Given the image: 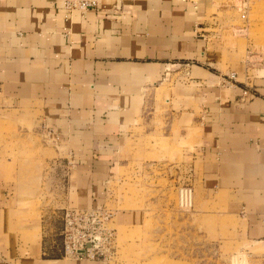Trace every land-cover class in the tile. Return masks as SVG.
I'll return each instance as SVG.
<instances>
[{
	"label": "crops",
	"instance_id": "obj_1",
	"mask_svg": "<svg viewBox=\"0 0 264 264\" xmlns=\"http://www.w3.org/2000/svg\"><path fill=\"white\" fill-rule=\"evenodd\" d=\"M62 1L0 0V109L39 140L30 163L0 167V264H112L64 258L56 213L112 208L122 174L158 166L163 103L196 118L197 212L263 241L264 76L213 34L216 0H98L67 20ZM49 200L57 212L36 203Z\"/></svg>",
	"mask_w": 264,
	"mask_h": 264
},
{
	"label": "rangeland",
	"instance_id": "obj_2",
	"mask_svg": "<svg viewBox=\"0 0 264 264\" xmlns=\"http://www.w3.org/2000/svg\"><path fill=\"white\" fill-rule=\"evenodd\" d=\"M237 2L215 1L210 12L218 25L212 32L219 37L222 48L236 53L246 77L264 76V0H247L245 29L239 35L232 29L241 25L233 8ZM168 80L179 79L167 75ZM12 113L0 109V167L6 176L14 163H30L39 149V140L31 135L28 121L21 115L12 117ZM159 113L160 133L169 136H162L158 166L141 161L128 169L124 179L120 173L119 182L113 185L114 207L107 205L101 213L79 216L69 211L71 223L64 229L62 211L57 212L50 200L36 202L47 211L57 212L54 224L59 227L55 237L59 252L62 254L61 232L66 230L73 237L81 229L92 232L96 255L112 264H264V240L235 239L227 232L224 219L197 212L202 208L191 184L195 172L187 166L198 138L195 116L165 103ZM169 116L171 119H166ZM139 157L145 160L141 152ZM182 185L193 187L192 208L187 212L175 208V189ZM114 209L119 214L112 215ZM121 211L130 214L123 217Z\"/></svg>",
	"mask_w": 264,
	"mask_h": 264
},
{
	"label": "built area",
	"instance_id": "obj_3",
	"mask_svg": "<svg viewBox=\"0 0 264 264\" xmlns=\"http://www.w3.org/2000/svg\"><path fill=\"white\" fill-rule=\"evenodd\" d=\"M98 0H63L62 1V10L64 11V18L67 20L71 12L76 11L79 13H84L87 11H97ZM247 0H238V2L233 5V8L238 13V20L241 24L240 26H232L234 33L240 34L241 31L245 29L246 24V9H247ZM225 81L234 82L235 75L230 73L224 78ZM175 208L179 212H187L192 208V189L187 185L179 186L175 189ZM71 212L77 216L87 215V214H97L102 211H73L66 210L62 214L61 220H63L64 229L71 223L68 219V212ZM68 219V220H67ZM75 236H68L66 230L61 232L63 236L62 240V255L67 259L82 260V259H103L99 258L96 255L95 251V242L96 237L92 236V232L86 230L78 229ZM88 244L89 247L86 248L85 245Z\"/></svg>",
	"mask_w": 264,
	"mask_h": 264
},
{
	"label": "water",
	"instance_id": "obj_4",
	"mask_svg": "<svg viewBox=\"0 0 264 264\" xmlns=\"http://www.w3.org/2000/svg\"><path fill=\"white\" fill-rule=\"evenodd\" d=\"M85 247H86V248H88V247H89V245H88V244H86V245H85Z\"/></svg>",
	"mask_w": 264,
	"mask_h": 264
}]
</instances>
